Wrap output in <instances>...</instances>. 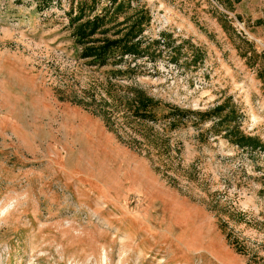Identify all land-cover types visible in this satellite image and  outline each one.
Wrapping results in <instances>:
<instances>
[{"label": "rangeland", "instance_id": "obj_1", "mask_svg": "<svg viewBox=\"0 0 264 264\" xmlns=\"http://www.w3.org/2000/svg\"><path fill=\"white\" fill-rule=\"evenodd\" d=\"M79 1L0 0V264H264L263 151L126 103L229 100L264 144V0H125L106 36L147 10L144 53L105 64L79 57Z\"/></svg>", "mask_w": 264, "mask_h": 264}, {"label": "trees", "instance_id": "obj_2", "mask_svg": "<svg viewBox=\"0 0 264 264\" xmlns=\"http://www.w3.org/2000/svg\"><path fill=\"white\" fill-rule=\"evenodd\" d=\"M49 1L52 0H42L45 3ZM109 3L99 13L87 16L83 20L86 16L85 13L95 10L96 0H80L77 2L75 16L70 18V24L73 25L72 35L77 45L81 47L79 57L89 59L92 63L105 64L108 57L115 51L118 52L117 57L119 59L125 55L139 56L144 53L141 49V40L138 37L143 31L144 24L149 21L148 11H137L133 15L134 17H126L115 24L117 26L121 25L122 28L117 26L116 28L113 25V23H116L113 22V19L130 4L129 2L126 3L125 0H109ZM107 6L108 8H106ZM111 22H113L112 25L116 30H114L113 37H108L106 33L110 28L106 26ZM96 33L101 36L95 37ZM130 95L131 98L126 102L128 105L127 110L131 117L136 120L143 122L164 121L169 129H175L181 121L189 117L198 123L214 121L211 127H224L222 130L224 136L229 138L237 147L250 150L259 149L264 154V144L259 138L244 134L238 126L232 125L236 119V112L234 109L227 111L229 100H225L209 110L197 112L163 105L167 110L159 116L157 110L161 107L160 101L148 96L142 90L134 89L130 92Z\"/></svg>", "mask_w": 264, "mask_h": 264}, {"label": "clouds", "instance_id": "obj_3", "mask_svg": "<svg viewBox=\"0 0 264 264\" xmlns=\"http://www.w3.org/2000/svg\"><path fill=\"white\" fill-rule=\"evenodd\" d=\"M12 205H8L7 207L0 208V215L6 214L11 210Z\"/></svg>", "mask_w": 264, "mask_h": 264}]
</instances>
